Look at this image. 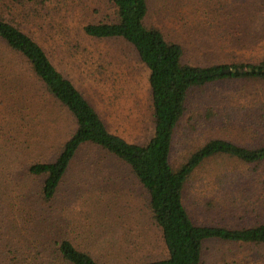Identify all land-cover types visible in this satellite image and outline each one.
I'll list each match as a JSON object with an SVG mask.
<instances>
[{
	"label": "rangeland",
	"instance_id": "rangeland-1",
	"mask_svg": "<svg viewBox=\"0 0 264 264\" xmlns=\"http://www.w3.org/2000/svg\"><path fill=\"white\" fill-rule=\"evenodd\" d=\"M146 1L144 25L180 44L184 63L264 64L261 33L231 42L230 32L213 15L216 3L229 0ZM0 11L5 19L21 22L19 27L83 93L109 131L136 144L151 138L148 69L129 43L96 39L83 31L90 23L114 21L111 0H0ZM2 46L0 42V232L6 225L29 232L45 227L54 237L68 236L102 264L165 257L143 187L124 163L97 146L81 147L54 198L41 199L44 177L27 169L57 157L74 121L29 65ZM211 138L264 146V78H227L193 89L172 136V168L177 170ZM183 202L197 223L233 229L263 222L264 161L244 163L225 155L206 159L187 181ZM201 264H264V244L210 240L204 243Z\"/></svg>",
	"mask_w": 264,
	"mask_h": 264
},
{
	"label": "trees",
	"instance_id": "trees-1",
	"mask_svg": "<svg viewBox=\"0 0 264 264\" xmlns=\"http://www.w3.org/2000/svg\"><path fill=\"white\" fill-rule=\"evenodd\" d=\"M111 2L115 7L114 21L90 23L83 26V31L96 39L129 43L148 69L154 127L153 135L145 144L128 142L109 131L83 93L54 66L44 48L19 27L21 22L9 21L0 14V42L5 53L29 65L33 77L71 115L75 125L53 161L36 162L27 169L29 174L44 177L41 199L49 202L54 198L79 149L86 144L93 145L129 168L147 194L149 217L160 230L166 256L133 264H201L204 243L210 240L264 244V221L233 229L197 223L183 202L187 181L206 159L225 155L244 163L263 162L264 146L246 147L211 138L194 150L177 170L169 160L174 129L186 110L189 93L227 78H264V64L184 63L180 44L167 41L159 29L144 25L146 0ZM216 5L219 7L213 15L230 32L231 42L240 36L254 37L257 33L264 36V0H229ZM4 227L0 232V264H102L68 236L54 237L45 227L31 232L27 227H22L25 232L18 226Z\"/></svg>",
	"mask_w": 264,
	"mask_h": 264
},
{
	"label": "water",
	"instance_id": "water-1",
	"mask_svg": "<svg viewBox=\"0 0 264 264\" xmlns=\"http://www.w3.org/2000/svg\"><path fill=\"white\" fill-rule=\"evenodd\" d=\"M226 71H228V70H226ZM236 70L235 69H232V72H235ZM239 71H241V70H239Z\"/></svg>",
	"mask_w": 264,
	"mask_h": 264
}]
</instances>
